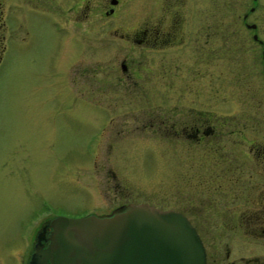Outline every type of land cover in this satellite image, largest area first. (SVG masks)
<instances>
[{"label":"rangeland","instance_id":"obj_1","mask_svg":"<svg viewBox=\"0 0 264 264\" xmlns=\"http://www.w3.org/2000/svg\"><path fill=\"white\" fill-rule=\"evenodd\" d=\"M105 1L95 10L79 0H23L19 12L12 6L0 63V264H27L53 218L109 216L141 203L185 214L209 259L224 260L225 221L198 215L196 190L180 177L189 169L179 167V142L158 122L173 110L176 93L161 103L159 92L134 88L120 71L121 60L140 58L141 50L117 35L153 13L147 0H121L115 16L101 17ZM184 7L187 27L198 32L212 23L214 125L233 134L228 148L240 159L241 179L259 181L260 192L264 0H187ZM245 14L262 45L245 27ZM232 231L242 240L239 228ZM229 242L225 262L264 257V247Z\"/></svg>","mask_w":264,"mask_h":264},{"label":"flooded vegetation","instance_id":"obj_2","mask_svg":"<svg viewBox=\"0 0 264 264\" xmlns=\"http://www.w3.org/2000/svg\"><path fill=\"white\" fill-rule=\"evenodd\" d=\"M79 1L82 8L86 7L87 10L101 8V3L97 0ZM6 3L9 2L0 0V63L6 50V32L9 29L8 20L12 6L19 12L23 0H14L13 3L11 1L12 4L8 5ZM120 4L121 0H106L100 16H115ZM185 4L187 0L145 2L146 11H151L153 15L148 16L141 26H135L131 31L117 35L128 49L132 50L138 46V50H141L140 58H123L120 71L134 88L139 87L146 93L151 90L159 92L161 103H166L171 90L176 93L173 110L161 113L158 122L164 129H168L170 125L179 142V167L187 165L189 169L188 173L181 172L180 177L196 190L195 204L199 206L198 215L209 220L225 221L227 249L224 260L209 259L204 247L206 264H264L263 256L240 257L238 262H225V259H230L231 239L242 247H264V189L258 191L261 187L259 181H242L240 159L236 155L233 156L229 151L230 147L228 148L229 137L233 134L228 130H219V127L224 128L223 123L214 125L215 117L211 109L215 62L212 53L213 26L209 22L198 32L191 26L187 27L190 21L187 20V15L185 16L188 11V7H184ZM77 8L79 14L81 7ZM244 16L243 23L254 39L253 34L257 32L258 26L255 23H246L247 15ZM252 24L255 28L247 27ZM258 40V37L254 39L262 45ZM224 71L225 69H222V73ZM232 146L240 147V139H237V142L233 140ZM251 150L253 148L249 152ZM260 156L261 150H257V161H253L259 163L258 166L262 167L264 172V153L263 161ZM235 227L240 229L242 240H236L232 231ZM194 228L196 229L195 226ZM199 237L201 239L200 235ZM201 241L203 244V240Z\"/></svg>","mask_w":264,"mask_h":264},{"label":"water","instance_id":"obj_3","mask_svg":"<svg viewBox=\"0 0 264 264\" xmlns=\"http://www.w3.org/2000/svg\"><path fill=\"white\" fill-rule=\"evenodd\" d=\"M262 54L264 60V46ZM47 226L28 264H206L202 239L188 218L146 203L128 204L109 216H59Z\"/></svg>","mask_w":264,"mask_h":264}]
</instances>
